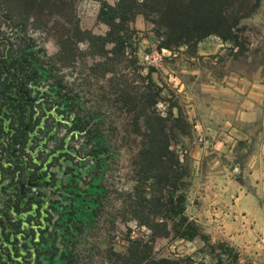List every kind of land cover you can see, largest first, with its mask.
I'll return each mask as SVG.
<instances>
[{"label": "trees", "instance_id": "16d2710c", "mask_svg": "<svg viewBox=\"0 0 264 264\" xmlns=\"http://www.w3.org/2000/svg\"><path fill=\"white\" fill-rule=\"evenodd\" d=\"M96 1L100 3L96 20L107 26L104 34L81 28L72 8L68 16L54 18L57 11L67 10L71 0H0L1 16L11 29L8 33L0 24V95L15 92L22 96L29 88L40 87L37 77L47 60L38 54L41 48L28 33L29 29L52 32L58 46L54 56L64 67L74 61L75 52L98 57L89 68L98 70L102 77L111 74L108 81L117 101L132 115L126 138L133 136L134 141L138 138V143L134 155V184L127 194L126 205L130 218L146 231L144 236L127 238L123 252L109 248L113 264H254L242 259L237 247L226 240L212 241L202 225L187 214L190 168L187 157L182 156L176 146L179 135L187 134L191 125L176 102L162 97L163 86L152 76L156 68L149 65L142 73L144 66L139 64L136 54L139 30L133 24L138 15L142 16L150 26L158 52L167 50L172 56L183 54L199 59L198 43L216 36L229 44L225 48L227 55L238 59L250 51L249 41L243 34V21L257 12L264 0ZM81 42L87 43L83 51L78 48ZM119 65L132 69L136 79L130 81L123 77L119 81L116 68ZM50 69L48 74L51 75ZM19 70L29 71L31 78L25 79L27 73L16 78ZM52 85L57 92L64 87L61 79H56ZM161 101L166 104L164 114L157 108ZM89 124L87 118H79L73 127L82 130ZM97 125L94 120V127H89L87 134L92 129L98 131ZM109 149L99 139L90 148L89 153L97 158L98 179L101 176L97 174L104 172L102 162L111 155ZM66 211L69 215L64 219L65 231L76 218L72 208ZM158 239L185 242L199 239L202 242L199 257L196 258L195 253L166 255L155 251ZM62 256L66 257L63 252Z\"/></svg>", "mask_w": 264, "mask_h": 264}, {"label": "rangeland", "instance_id": "374dc122", "mask_svg": "<svg viewBox=\"0 0 264 264\" xmlns=\"http://www.w3.org/2000/svg\"><path fill=\"white\" fill-rule=\"evenodd\" d=\"M71 1L67 10L61 13L57 11L54 13V18H57L56 15L68 16L72 8L81 28L90 29L96 34H104L107 26L96 20L100 3L96 0ZM107 1L114 3L116 0ZM1 15L0 12V24L9 33L11 30L9 23L5 22ZM3 21L5 23H2ZM243 23L245 25L243 34L248 39L250 48L247 54L233 59L227 55L225 48L228 44L223 47L221 53H218L220 54L218 58L200 56L199 59L192 60L183 54L172 56L167 51L158 52L154 47L150 26L139 15L133 26L139 30L136 54L139 64L144 66L142 73L146 72L147 66H154L156 71L152 73V76L157 83L163 86L162 97L176 102L186 117L188 100L180 92L171 93L174 82L171 77L180 76L190 84V91H194L195 87L192 84L206 81L210 76L220 78L224 74L234 72L252 77L258 71L264 72V1L259 10L246 18ZM28 33L41 48L38 54L47 60L44 62V69L40 70L41 75L37 77L38 84L46 88V94H44L46 105L55 110L58 117L61 116L65 122H71L72 125L79 118H87L90 123L82 130L73 127L75 130L69 129L71 132L68 130L69 124L68 126L65 123L60 124L54 119H50L48 123L50 128L53 126L55 129L47 141V151L61 144L63 138L67 139L68 147L74 149L76 162L71 159L73 168L71 167L66 177L67 188L59 194V208L62 203L65 204L62 207L64 215L68 214L66 210L72 208L81 222L79 232L74 235H63L62 227H59L60 234L55 242L62 247L66 257L64 259L57 248V253L51 257L52 262L54 264H113V258L109 256V248L123 252L127 238L141 237L146 233L145 228L138 227L136 222L130 218L126 205L127 194L134 184V155L138 143V138L135 139L136 141L133 136L126 138L132 115L117 101L108 81L111 74L102 77L98 70L89 68L99 60L98 57L92 58L75 52L74 61L69 67H64L62 61L54 56L58 52V46L52 32L29 29ZM211 39L214 38L210 37L209 41ZM78 48L81 51L85 50L87 43H79ZM116 68L119 81L123 77L130 81L136 79L132 69L122 65ZM49 69L53 77L48 74ZM194 73L197 74V80H194ZM56 79H61L64 84L60 92L52 87ZM165 107L166 104L163 101L157 104L162 114L165 112ZM94 120L98 122L99 130L92 129L91 133L87 134V129L94 127ZM189 133L190 130L187 134L179 135L178 146H176L180 154L185 157H187V149L183 142ZM98 139L110 147L111 154L102 162L104 172L97 174L101 176L100 179L95 172L97 158L95 154L89 153L90 148L95 146ZM186 212L192 217L190 210ZM209 235L212 241L220 240L216 236ZM201 246L202 242L199 239L191 242L158 239L155 242V251L166 255L195 253L194 256L197 258L199 257L198 249ZM242 259L246 258L242 257Z\"/></svg>", "mask_w": 264, "mask_h": 264}, {"label": "crops", "instance_id": "0c3cea01", "mask_svg": "<svg viewBox=\"0 0 264 264\" xmlns=\"http://www.w3.org/2000/svg\"><path fill=\"white\" fill-rule=\"evenodd\" d=\"M211 37L198 43L199 56L228 45ZM171 79V93L188 100L191 125L183 142L190 168L186 210L243 258L264 264V72L210 76L192 84L194 91L180 76Z\"/></svg>", "mask_w": 264, "mask_h": 264}, {"label": "flooded vegetation", "instance_id": "af4514ba", "mask_svg": "<svg viewBox=\"0 0 264 264\" xmlns=\"http://www.w3.org/2000/svg\"><path fill=\"white\" fill-rule=\"evenodd\" d=\"M26 73L29 80L27 70L15 76ZM29 89L22 96L0 95V264H54L56 249L64 253L55 242L59 227L63 235L80 230L75 212L73 223L68 222L72 227L64 230L69 213L63 214L64 203L59 208V194L67 188L66 177L73 168L71 159H76L74 149L65 138L46 149L55 129L48 126L50 119L75 129L46 105V88Z\"/></svg>", "mask_w": 264, "mask_h": 264}]
</instances>
